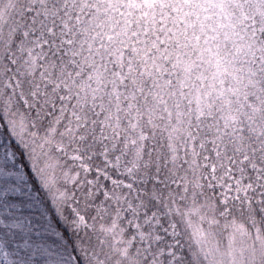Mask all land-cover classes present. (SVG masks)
I'll return each mask as SVG.
<instances>
[{"label":"snow or ice","instance_id":"6c2138e0","mask_svg":"<svg viewBox=\"0 0 264 264\" xmlns=\"http://www.w3.org/2000/svg\"><path fill=\"white\" fill-rule=\"evenodd\" d=\"M0 264H264V0H0Z\"/></svg>","mask_w":264,"mask_h":264}]
</instances>
